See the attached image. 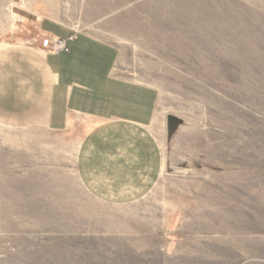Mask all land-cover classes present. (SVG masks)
Segmentation results:
<instances>
[{
    "label": "rangeland",
    "instance_id": "374dc122",
    "mask_svg": "<svg viewBox=\"0 0 264 264\" xmlns=\"http://www.w3.org/2000/svg\"><path fill=\"white\" fill-rule=\"evenodd\" d=\"M45 16L158 90L162 171L137 201L94 199L86 126L44 124ZM0 264H264V0H0Z\"/></svg>",
    "mask_w": 264,
    "mask_h": 264
},
{
    "label": "crops",
    "instance_id": "0c3cea01",
    "mask_svg": "<svg viewBox=\"0 0 264 264\" xmlns=\"http://www.w3.org/2000/svg\"><path fill=\"white\" fill-rule=\"evenodd\" d=\"M45 23L59 32L44 30ZM39 28L67 43L66 50L44 56L49 82L44 124L57 131L86 126L76 171L94 199L124 205L144 197L162 171L152 131L158 90L120 74L116 44L53 17L41 18Z\"/></svg>",
    "mask_w": 264,
    "mask_h": 264
},
{
    "label": "built area",
    "instance_id": "2783aa9c",
    "mask_svg": "<svg viewBox=\"0 0 264 264\" xmlns=\"http://www.w3.org/2000/svg\"><path fill=\"white\" fill-rule=\"evenodd\" d=\"M41 36V48L47 51L48 53H59L67 49L66 39L56 37L50 34L42 33Z\"/></svg>",
    "mask_w": 264,
    "mask_h": 264
}]
</instances>
